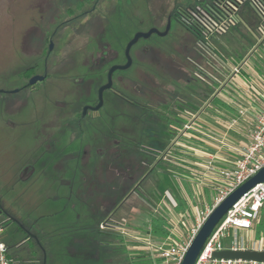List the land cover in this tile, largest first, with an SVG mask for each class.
I'll list each match as a JSON object with an SVG mask.
<instances>
[{
    "label": "rangeland",
    "instance_id": "rangeland-1",
    "mask_svg": "<svg viewBox=\"0 0 264 264\" xmlns=\"http://www.w3.org/2000/svg\"><path fill=\"white\" fill-rule=\"evenodd\" d=\"M36 1L0 0V195L10 212L31 227L45 244L42 259V252L34 243L36 264H127L131 259L156 258L158 253L147 232L148 211H162L164 193L178 191L177 167L185 158L176 161L170 157L175 149L170 143L180 137L182 130L169 140L168 129L160 128L155 121L157 113L164 110L163 105L174 104V100L179 102L176 106L183 108L188 97L193 94L198 97L207 86L203 78L213 67L208 64L212 57L205 48L225 58L246 53L254 42L258 15L250 0H246L239 10L241 22L226 33L206 38L176 21L169 27L166 19L175 10L197 9L210 0H121L122 7L116 11L101 10L100 21L96 16L71 21L64 34L56 35L49 63L51 78L34 89L12 92L27 81L24 70L43 60L41 53L46 46L43 37L48 27L53 29L68 19L62 14L68 5L64 0L56 1L52 7L45 6L43 18V12L34 4ZM122 8L124 17L119 14ZM160 14L162 20L158 24ZM37 24L38 30L23 43V49V32ZM156 24L160 28L169 27V32L142 38L135 44L133 66L114 76L112 89L105 91L103 107L90 112L82 123L73 124L81 106L96 100L109 65L122 60L127 41L135 32ZM97 26L103 31V38L116 44V54L95 75L75 83L72 73L84 71L79 65L88 51V36L95 28L99 30ZM146 43L150 49L145 52L141 49ZM119 75L122 79H118ZM56 101L63 103L64 108H59ZM212 104L219 105L220 101L214 99ZM209 110L200 112V117L211 125L214 121L223 122ZM219 131L230 133L233 139V133L225 128ZM115 141L120 145L112 146ZM137 145L161 152L164 158L155 159L147 152L153 170L140 186L134 187H139V193H131L133 188L125 192L131 171L122 170L121 166L130 157L132 161L142 157L135 149ZM106 147L108 152L98 156L97 151ZM110 147H116L119 154L115 156ZM83 148L88 151L82 152ZM78 163L79 169L73 174ZM24 166L34 169L28 180L20 179ZM199 195L196 203L202 206L203 195ZM103 216L116 225L125 221L124 228L129 234L118 233L109 224L104 230L112 234L95 231L94 226ZM261 221L253 230L255 238L264 237ZM2 226L0 221V236L4 237ZM115 234H120L122 240ZM231 237L223 240L225 245H229ZM32 242L8 249L13 264H29L34 260Z\"/></svg>",
    "mask_w": 264,
    "mask_h": 264
},
{
    "label": "built area",
    "instance_id": "built-area-1",
    "mask_svg": "<svg viewBox=\"0 0 264 264\" xmlns=\"http://www.w3.org/2000/svg\"><path fill=\"white\" fill-rule=\"evenodd\" d=\"M246 0H212L207 5L200 7L196 13L199 35L210 38L226 33L232 26L241 22L239 15L240 6ZM251 6L258 15V21L254 27V42L246 53L239 57H223L205 48L212 58L209 63L216 74L212 77L217 87L213 97L222 100L233 113L227 121L228 129L237 127L240 120L248 118L249 128L247 140L239 146L230 147L237 155L229 161L225 167H218L216 162L223 158V154L217 149L206 151L205 168L208 172L216 173L221 178L216 183V195L210 202L200 207L191 218L190 224L186 221L190 218L187 210H176L177 202L165 194V212L169 224V234L166 239L153 248L158 257L164 258L166 264H181L184 256L199 229L208 218L214 208L219 205L235 188L256 174L264 166V0H250ZM259 105V106H258ZM254 107L251 112L250 108ZM249 113L252 115L249 116ZM182 134L185 137L206 142L214 140L210 128L200 117V112L194 113V122L185 124ZM220 148L226 147L224 138L219 141ZM176 147L187 149L196 153L198 147L192 146L177 139ZM264 207V182H260L244 193L223 215L215 225L211 234L206 239L195 264H264L254 260L225 259L213 256L215 251L225 249L224 239L232 236L228 248L234 250L264 251V237L258 239L254 236L244 235L243 231L254 228ZM125 221L114 223L105 220L101 223V229L111 228L118 233L128 235L124 228ZM106 225H105V224ZM185 229H181V226ZM7 248L0 241V264H12V259L7 256Z\"/></svg>",
    "mask_w": 264,
    "mask_h": 264
},
{
    "label": "flooded vegetation",
    "instance_id": "flooded-vegetation-1",
    "mask_svg": "<svg viewBox=\"0 0 264 264\" xmlns=\"http://www.w3.org/2000/svg\"><path fill=\"white\" fill-rule=\"evenodd\" d=\"M56 1H60V0H38L36 1L35 6L38 7L39 9H41V12H43L41 18L45 17L46 15V7H52L55 5ZM64 3H68V5L63 9L62 14H65V16L68 18L66 20H63L59 23H57V25L51 29L48 27V29L45 32L44 35V41L46 46L43 47V51L41 53V55H43V60L40 62H35L34 64L29 65L25 70H24V75L27 79V81L25 82V84L20 87L18 89L19 92L20 90L23 89H34L37 85H39L41 82H45L47 79L51 78V75L49 74V63L51 61V55H52V51L55 45V38L56 35L59 33H63L64 28L71 22L76 20V18H80V17H98L99 19H97V21H100L102 18V12L101 10H106L109 12H114L116 11L118 8H121L122 6L119 5V2L121 0H64ZM212 1V0H210ZM209 2L204 3V5L198 6L203 7L205 5H207ZM201 4V3H199ZM124 8V7H123ZM119 10V14L122 15V17H124V9ZM199 8L195 9L194 7H191L189 9L186 10H175L171 16L168 17V21L166 19V22H168L169 27H171V24L173 21H176L178 23H180L181 25H183L185 28H187L188 30L191 31H199L198 28V24H197V20H196V13L198 12ZM59 11V10H58ZM54 12V11H53ZM130 15V13L128 14V16ZM126 18V15H125ZM160 19L162 20V16L160 14L159 16V20H158V24L161 23ZM130 20H132L130 18ZM39 21V20H38ZM97 24V23H96ZM153 25L151 28H149L148 30H143L140 32H148L151 29H157V31L153 32L150 36L148 37H140L130 48L129 54L131 56L132 59V63L129 67L124 68V69H116L113 73H112V85L110 88L107 89H112L113 84H114V76L118 73V72H125L128 69H130L133 64H134V57L132 54V48L135 44H137L142 38L145 39H149L152 37V35H158V36H164L169 32V27L168 30L166 32V34L161 35V32L166 31L167 28H160L159 25ZM51 27V26H50ZM98 27V26H97ZM130 27V26H129ZM91 28V26H90ZM123 28H125L123 26ZM96 29V28H95ZM92 32H90V35L88 36V43L86 45V48H88L87 52H86V56L83 60H81L80 63V67H82L84 69V71H82L81 73H72L73 75V81L75 83H81L83 81V78L87 77V76H93L95 75L96 72H98V70L102 67V65L104 63H106L108 60L112 59L114 57V55L116 54V48L114 45V43H111L109 40H106L105 38H103L104 33L101 30V28L99 29L98 27V31L95 30ZM38 30V24L35 26H32V28H28L27 30H25L23 32L22 35V42H21V46L23 49H25L24 46V42H27V40ZM138 32H135L133 34V36L127 41V43L125 44L124 50H123V58L121 61L116 62V63H112L111 65H109V69H107V73H106V80L105 82H103L101 84V86L99 87L98 91H97V97L96 100L92 103H84L81 106V111L78 112L77 114V120L75 119L73 124H79L83 122V119H85V117H87L90 112H98L103 105L105 104V91L106 89L103 91L102 93V103L101 106L99 108H95L99 102H100V96H99V90L100 88L106 84L108 82V74H109V70L112 66L114 65H124L127 62V56H126V46L129 43V41L135 36V34ZM64 34V33H63ZM199 35V33H198ZM29 37V38H28ZM52 45V47H51ZM150 49V46L146 44H144V46L142 47L141 50L143 51H148ZM210 62H208L209 64ZM78 65L75 64V66ZM212 66V65H210ZM213 71H209L208 76H206L207 78H203V81L205 82V84H207V86L203 87V90L200 92V95L197 97H194V94L191 95L190 97H188V101L183 103L182 101L180 102L184 104L183 108H180L179 106H176V103H179L178 100H174V104L172 105H163L164 110L160 113H157V119L155 120L157 124H160V128H166L168 129L169 132V140L171 139L172 135L176 134L177 131L182 130L181 131V135L180 137H177V139H180L181 141L185 140V136L182 134L183 132V128L185 126V124H192L194 122V110L196 109V112H203L204 109L208 108L211 104L212 101L216 98L213 97V93L215 92V89L217 87V84L215 82V80L212 78L214 77V74H216V72L214 71V69H211ZM68 73V72H67ZM119 74V73H118ZM34 75H45V78L41 81L36 82L33 85H28V82L30 80V78ZM118 79H122V76L119 75ZM116 94H118L119 96H121L122 98L125 99V96L115 92ZM58 107L59 108H64L63 103L61 102H57ZM195 104V106H194ZM162 108V109H163ZM184 136V137H182ZM176 139V140H177ZM176 140L172 141V145L175 146V149L178 151H176L175 149H173V151L170 153V157L173 159H175L176 161H178L179 159L182 158V156L179 155V150L180 148L176 147L175 142ZM119 141H115L114 143H112V146H119ZM138 147H143L141 150L138 149ZM108 147H106L105 149H99L97 151V155H102L105 152H108L107 150ZM135 149L140 152L143 153V155H145L148 151L147 148H145L142 145H137L135 147ZM111 152L117 156L119 154V152L117 150V148H113L110 147ZM119 150V148H118ZM151 150V149H150ZM88 150L84 151V148L82 150V152H86ZM81 154H79V158ZM146 156V155H145ZM149 156H153L155 159L158 160H163L164 155L161 154V152H158L156 150H153V152H149ZM163 156V157H162ZM159 157V158H158ZM80 163L75 165V169L73 170V174L76 173L79 169ZM33 167H29V166H24L23 167V171L20 174V179L21 180H28L33 174H34V169H32ZM26 170V172H24V170ZM131 169L130 166H128V170ZM153 169V166H151L150 164H148V168L147 170L144 172V174L141 176V178L139 179V181L137 183L134 184V186L132 188H134L136 186V184H139V182L141 181L142 178H144L149 171ZM74 176V175H73ZM22 177H27L26 179H22ZM132 176H130L131 178ZM72 182L70 183L71 186ZM131 188V189H132ZM130 189V191H131ZM115 207L117 206V204L114 205ZM6 203L3 200V198L0 195V209L3 210L4 215L8 218V219H12L14 221H16L25 231L28 235H30V237L37 239L38 235L32 230L26 228L24 226V223H22V221L17 217L14 216L12 213L8 212L6 210ZM112 213V212H111ZM110 213V217H112ZM108 216V217H109ZM108 218H105L103 221H105ZM102 221V222H103ZM101 222V223H102ZM38 242H40L39 240H37ZM45 251V249H44Z\"/></svg>",
    "mask_w": 264,
    "mask_h": 264
},
{
    "label": "crops",
    "instance_id": "crops-1",
    "mask_svg": "<svg viewBox=\"0 0 264 264\" xmlns=\"http://www.w3.org/2000/svg\"><path fill=\"white\" fill-rule=\"evenodd\" d=\"M227 56V55H226ZM229 57V56H227ZM217 99V98H216ZM220 101L219 105H213L211 104L208 107V110H212L213 114L216 115L217 119H222V121H214V124H209V122L205 121L204 118L202 119L201 115V120L207 124V126L210 128V133L212 134L214 140H207L206 142L201 141V140H195L192 138L185 137L184 142L186 143H191L192 146L198 147V151L193 152L189 151L187 149H180L183 153H180L185 158L180 160V163L177 167V171L179 172V176H177V181L180 183L178 191H171L167 190L166 193L172 194L174 197L173 199L177 202L176 210L179 212H183L184 210H187L190 213V218L186 221L188 225L190 224L191 218L194 216L196 211L203 206L204 203L210 202L213 197L216 195V188L215 185L216 183L220 182L219 177H217L216 173L213 172H208L205 168V157H206V151H215L217 149H220L219 151L223 154V158H226L227 161L225 160H218L216 162V165L218 167H225L229 164V161L233 160L236 157V153L229 149L230 147H236L239 146L241 143L246 142L247 140V131L249 128V121L248 118L245 120H240V123L237 127H234L232 129H228L227 127V121L230 118V116L233 113V109L228 107L222 100L217 99ZM259 106V105H258ZM255 109L254 107L251 106L250 110L253 112ZM209 110V112H210ZM205 113V112H204ZM206 114V113H205ZM207 115H209L207 113ZM252 115L249 113L248 117H251ZM211 125V126H210ZM226 129L228 132L233 133V139L230 133H221L219 130L220 129ZM246 131V133H245ZM224 138V142L226 144V147L220 148V143L219 141ZM197 168H201L202 171L198 170ZM205 179V180H204ZM207 180V181H206ZM202 196V201L200 202L203 203L202 206H199L196 203V200L199 199L200 195ZM163 202V200H162ZM199 202V200H198ZM162 211H158L162 213L166 217V222L168 226V234H169V224L167 221V216L165 212V207L164 204L161 205ZM263 220L264 222V207L260 213L259 219L255 222L254 228L257 226V224L261 223ZM149 224H150V218H149ZM249 231H243L248 236H254L253 230ZM181 229H185V226H181ZM168 234L164 237L163 241L166 239ZM262 237V236H261ZM255 238V236H254ZM260 237H256L258 239ZM162 241V242H163ZM230 245V243H229ZM229 245H225L226 248L229 247ZM152 257V256H151ZM161 258V261L158 259ZM154 259V264H166L164 258L162 257H153ZM157 259V260H156ZM158 261V263H157Z\"/></svg>",
    "mask_w": 264,
    "mask_h": 264
},
{
    "label": "water",
    "instance_id": "water-1",
    "mask_svg": "<svg viewBox=\"0 0 264 264\" xmlns=\"http://www.w3.org/2000/svg\"><path fill=\"white\" fill-rule=\"evenodd\" d=\"M166 31L161 32V35L166 34ZM158 30L151 29L148 32H138L135 36L129 41L126 46V56L127 62L124 65H114L110 68L108 74V82L104 84L99 90L100 102L95 108H99L102 103V93L105 89L110 88L112 85V73L116 69H124L131 65L132 59L129 54L131 46L140 38L148 37L153 32ZM52 47V45H51ZM45 78V75H34L30 78L28 85H33L38 81H41ZM18 89L13 90L16 92ZM27 169L24 170L26 172ZM27 177H22L26 179ZM260 182H264V166L253 176L247 179L244 183L235 188L219 205H217L214 210L210 213L208 218L205 220L201 228L199 229L196 236L193 238L181 264H195V261L206 241L208 236L211 234L215 225L227 212V210L248 190L257 185ZM216 258H225V259H242V260H254L258 262H264V251H255V250H234L230 248H225L223 250L215 251L213 254Z\"/></svg>",
    "mask_w": 264,
    "mask_h": 264
},
{
    "label": "trees",
    "instance_id": "trees-1",
    "mask_svg": "<svg viewBox=\"0 0 264 264\" xmlns=\"http://www.w3.org/2000/svg\"><path fill=\"white\" fill-rule=\"evenodd\" d=\"M197 33H199V31H196ZM143 147H138L139 150H141ZM149 152H153V150L148 149ZM138 152V151H137ZM142 157L139 158H134L135 161H132V158H129L128 162L122 163L123 166H121L122 170H127L128 166L131 167V169H129V171H131V175L132 177L130 178V182L129 184L127 183L125 185V192L130 191V189L134 186L135 183H137L139 181V179L141 178V176L144 174V172L147 170L148 168V164H150L151 158H148L147 156L143 155L142 153L138 152ZM147 158L148 160L145 161L144 157ZM153 169H151L149 172H151ZM146 177V176H145ZM144 177V178H145ZM142 178L141 181L144 179ZM141 181L139 182V185L141 184ZM139 187L133 188L132 192H137ZM6 210L8 212H10V210L8 208H6ZM11 213V212H10ZM149 214V218H150V224H149V229L147 230V232L151 235V240L153 241L154 244H158L161 243L164 239V237L168 234V226H167V222H166V217L160 213V212H154V211H148ZM15 216V215H14ZM105 216H103L98 223L94 226V230L97 231L100 234H112L111 231H106L104 229L100 228V224L101 222L104 220ZM0 221L3 224V231H5L4 237L0 236V240L2 242L5 243L6 248H7V256L9 258L12 259L10 253L8 252V249L10 247L13 246H20L23 243H26L27 241L32 242V240H34L32 242V259L29 264H36V256L37 254H35L36 249H34L35 244L40 248V251L42 252V259H44V254H43V250L45 249V244H43V242L39 239V237L37 239L30 237V235H28L26 233V231L14 220L12 219H8L4 213L3 210L0 209ZM23 223V222H22ZM24 226L28 229L31 230V228L29 226H27L26 224H24ZM32 231V230H31ZM116 238L118 240H122V236L120 234H115ZM37 240H39L40 242H38ZM35 243V244H34ZM48 256V255H47ZM157 260V259H156ZM159 261H161V258L158 259ZM154 259L151 256H147V258H139V259H131L130 261L127 262V264H154ZM13 264V263H12Z\"/></svg>",
    "mask_w": 264,
    "mask_h": 264
}]
</instances>
